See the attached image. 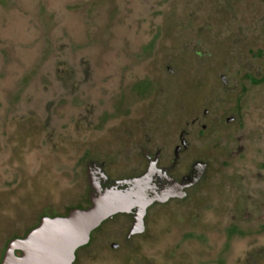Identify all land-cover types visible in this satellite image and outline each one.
<instances>
[{
    "label": "rangeland",
    "instance_id": "1",
    "mask_svg": "<svg viewBox=\"0 0 264 264\" xmlns=\"http://www.w3.org/2000/svg\"><path fill=\"white\" fill-rule=\"evenodd\" d=\"M180 145L181 195L73 264H264V0H0V259Z\"/></svg>",
    "mask_w": 264,
    "mask_h": 264
},
{
    "label": "water",
    "instance_id": "2",
    "mask_svg": "<svg viewBox=\"0 0 264 264\" xmlns=\"http://www.w3.org/2000/svg\"><path fill=\"white\" fill-rule=\"evenodd\" d=\"M88 177L95 190L89 207L72 209L66 216L44 217L25 237L9 242L0 264H73L76 250L88 243L105 220L135 210L132 232L141 230L148 207L181 195L185 186L154 163L143 174L105 188L101 187L106 179L101 165L89 164Z\"/></svg>",
    "mask_w": 264,
    "mask_h": 264
},
{
    "label": "flooded vegetation",
    "instance_id": "3",
    "mask_svg": "<svg viewBox=\"0 0 264 264\" xmlns=\"http://www.w3.org/2000/svg\"><path fill=\"white\" fill-rule=\"evenodd\" d=\"M180 137H181V133H180ZM183 143H185L184 141H182ZM184 149V147H181L178 146L174 152V156H173V159L171 161V165L170 166H166L164 168H161V169H166L167 170V173L172 177L173 175H171V172L174 171L175 169H177V166H178V163H179V160H180V156H181V151ZM160 156H161V151H158L156 154H154V156L152 157L151 155H148L147 158H148V161L151 162V161H154L156 160V163L158 165V162H159V159H160ZM154 158V160H152ZM135 218V217H134ZM91 239V238H90ZM88 244V243H87ZM87 244L83 245L82 247L86 246ZM80 247L79 249H77V253L78 251L82 248Z\"/></svg>",
    "mask_w": 264,
    "mask_h": 264
},
{
    "label": "trees",
    "instance_id": "4",
    "mask_svg": "<svg viewBox=\"0 0 264 264\" xmlns=\"http://www.w3.org/2000/svg\"><path fill=\"white\" fill-rule=\"evenodd\" d=\"M54 215H56V214H54ZM119 216V215H118ZM117 217V216H116ZM7 247V246H6ZM6 247L4 248V250H3V252H2V256H1V259H0V261L2 260V258H3V256H4V253H5V250H6ZM17 252H19L20 253V251H17Z\"/></svg>",
    "mask_w": 264,
    "mask_h": 264
}]
</instances>
